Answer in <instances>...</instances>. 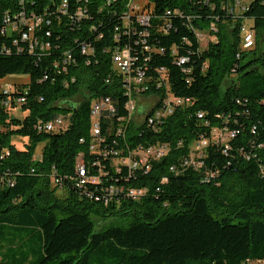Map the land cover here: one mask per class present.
<instances>
[{"label": "trees", "instance_id": "obj_1", "mask_svg": "<svg viewBox=\"0 0 264 264\" xmlns=\"http://www.w3.org/2000/svg\"><path fill=\"white\" fill-rule=\"evenodd\" d=\"M66 1L0 0V79L29 76L28 83L0 87V264H264V0L245 2L240 12L237 0ZM132 2L144 3L148 25L130 10ZM78 7L88 14L78 17ZM35 16L44 17L39 26ZM243 24L255 33L249 49ZM202 31L209 35L205 45ZM126 46L137 56L135 67L194 103L178 108L156 134L128 137L131 145H171L167 157L130 182L149 186L148 197L119 206L82 199L72 189L61 197L50 173L53 166L72 171L86 151L80 140L90 136L92 99L112 96L124 112L125 80L111 57ZM68 53L73 60L64 64ZM179 57L189 58L187 71ZM20 107L27 115L12 117ZM59 110L70 115L65 130L36 128ZM225 126L238 130L227 153L211 135ZM202 134L210 139L203 167L170 171ZM16 135L28 138L25 148L12 141ZM163 175L169 182L154 193ZM115 192L124 185L115 184ZM110 217L126 224L98 226Z\"/></svg>", "mask_w": 264, "mask_h": 264}, {"label": "built area", "instance_id": "obj_2", "mask_svg": "<svg viewBox=\"0 0 264 264\" xmlns=\"http://www.w3.org/2000/svg\"><path fill=\"white\" fill-rule=\"evenodd\" d=\"M245 2L246 0H237L235 11H244L247 7ZM65 4H67L66 0ZM130 8L142 25L149 24L150 15L148 11H145L144 3L132 2ZM87 14V8L78 7V17ZM21 15L23 16V14ZM125 17L129 20L131 16L126 15ZM4 20L9 23V26L17 28V25L8 22L10 20L8 16ZM34 20H36L35 26H39L44 21V17L35 16ZM211 28L214 29V26ZM4 30L0 26V33H4ZM49 34L47 33V35ZM241 34L243 48L253 47L255 33L246 24L241 26ZM197 36L201 43L207 41L209 37L203 31ZM28 37V33L23 34V38ZM49 45H46L45 48ZM42 47L44 48L43 45ZM145 49L148 50L149 46H145ZM88 50L87 44L84 43L81 49L82 53H86ZM111 58L114 69L121 73L125 80L123 89L127 99L124 103V112H120L118 99L106 95L94 97L90 106V136L88 141L83 138L80 140V142L87 144L86 151L78 154L72 171L60 173L56 166H53L50 173L52 186H58L64 190L72 189L80 198L103 206L113 204L119 206L124 201H141L148 197L151 192L149 186L130 184V182L138 181L140 177L148 174L152 170L154 162L161 161L170 153L171 145L169 142L158 141L149 145H131L128 141L130 133L135 131L142 134L148 130L156 134L163 123L178 108H184L194 103L191 98L171 94L166 84L167 81H164L162 77L154 79L147 74L145 69L135 67L137 56L132 54L129 46L115 50ZM72 60V54L68 53L64 58V64L70 63ZM188 61V57H179L176 62L179 66H184L183 70L187 71L185 64ZM106 82L111 83L109 78L106 79ZM3 88L10 89V85L3 86ZM150 95H154L156 101L150 106L142 107L141 99ZM18 102L21 104L26 102V97L18 98ZM69 116V114H59L53 120L40 122L35 126L40 131L43 129L50 132L63 131L68 126ZM198 117L203 119V112H198ZM255 131L256 128L254 127L253 132ZM237 132L238 130L225 126L221 129H212L211 135H213L212 139L224 145L223 151L227 153L230 149L229 140L235 137ZM209 144L210 139L202 134L192 143L190 154L188 156L183 155L179 164L171 165L170 171L182 173L189 167L195 169L203 167L202 158L205 156V150ZM182 145L183 141H180L178 146ZM34 158L42 160V155L37 152ZM32 172H35L34 168H32ZM214 176V173H210L204 180L209 181ZM168 182L169 178L163 175L154 193L161 190L160 184L164 185ZM115 184H123L124 192H115Z\"/></svg>", "mask_w": 264, "mask_h": 264}, {"label": "rangeland", "instance_id": "obj_3", "mask_svg": "<svg viewBox=\"0 0 264 264\" xmlns=\"http://www.w3.org/2000/svg\"><path fill=\"white\" fill-rule=\"evenodd\" d=\"M141 2L143 1H148V0H139ZM250 0H246V2H249ZM206 42H204V45H205ZM234 78H236V76H233ZM15 83V82H18V83H28L29 82V76L26 75V74H15V75H8L7 77L3 78V79H0V87H3V86H8L12 83ZM80 100V97H76L73 101L76 102V101H79ZM156 101V97L154 95H150V96H146V97H143L140 101V104L142 107H147V106H150L151 104H153L154 102ZM28 111L24 110L22 107L20 108H13L10 110V115L12 117H17V118H24L26 115H27ZM59 113L61 115H66V113L62 110H59ZM141 120V119H139ZM24 140L28 141V138L24 137V136H19V135H16L12 138V141L17 144L18 147L20 148H25V145H24ZM46 142H42L37 148H36V152H41V148L45 145ZM57 194L61 197H65L66 195L69 194V191L67 190H63V189H59L57 190ZM110 222H114V223H120V224H126V220H123V219H118V218H113V217H110L108 218L107 220H101L99 221L98 223V226L101 227L103 225H106Z\"/></svg>", "mask_w": 264, "mask_h": 264}]
</instances>
